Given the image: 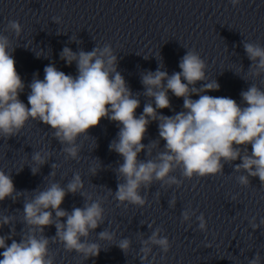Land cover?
Here are the masks:
<instances>
[{"label":"clouds","instance_id":"clouds-1","mask_svg":"<svg viewBox=\"0 0 264 264\" xmlns=\"http://www.w3.org/2000/svg\"><path fill=\"white\" fill-rule=\"evenodd\" d=\"M241 2L229 0L234 8ZM52 21L57 25L62 23L59 16L53 17ZM22 33L23 26L18 20H9L0 32V138L7 140L18 136L30 121L41 122L50 126L65 160L79 162L82 151L79 141L82 137H91L89 130L106 118L115 122L119 129L116 138L109 143V150L122 157L123 162H118L113 169L117 178L116 190L99 186L106 188V195L95 197L84 190V181L78 171L67 184L56 181L55 169L59 167L56 163L51 164L52 171L48 175L52 179L31 192L17 191L12 173L0 168V202L8 198L15 202L24 193L30 194L23 198V210H16L22 214L19 222L24 225L19 241L13 238L17 235L16 215L0 213V228L9 226L11 229L9 235H0V249H3L0 264H55L52 244L62 245L68 253L75 252L83 261L97 257L102 249H107L98 241L114 245L127 255L132 249L131 238L117 239V232L107 227L98 233L95 231L105 224L103 205L108 196H112L118 206L143 208L149 203L147 192L154 184L158 183L165 190L179 189L185 180L225 175L226 164L233 168L232 173L240 186L250 187L251 178L256 177L264 186V88L261 86L251 82L240 93L241 103L230 97L206 94L219 91L220 85L215 78L208 77L206 60L195 48H190L179 61L180 71L169 75L162 70L164 65L160 59L155 71L145 70L140 74L143 93H133L118 70V55L111 44H96L90 51L83 48L73 51L65 46L59 53L60 59L69 66L75 63L77 74H66L54 63L46 65L43 79L34 74L27 85L30 92L25 104L20 99L25 82L16 69L13 56L18 47L13 37L18 41ZM77 40L70 37V42L77 43ZM242 43L251 65L245 72L241 64V71L252 80L264 78V45L247 40ZM201 81L204 83L197 88V82ZM169 92L183 98V110L166 116L159 110L171 109ZM141 95L147 102L142 114L137 116ZM193 95L199 98L193 99ZM154 121L158 122V139L150 140L146 145L142 141L149 124ZM161 141L164 142L162 146ZM142 152L143 159L140 158ZM51 157V150L33 151L32 164H28L32 174H38ZM237 160L241 162L234 164ZM101 167L100 160L93 158L89 168L91 176H95ZM68 194L83 197V206L73 207L71 211L63 209L61 205ZM159 197L157 191L155 198L159 200ZM236 199V195L231 197L233 201ZM176 204L173 195L168 206L175 208ZM197 211L191 205L185 207L181 212V223L191 227L195 217L198 230L207 233L205 215H197ZM154 223L147 225L150 235L146 238L139 233L141 264H152L154 248L167 254L172 247L169 238L162 234L163 227H153ZM49 226H55L54 236L45 235ZM249 226L253 230L264 226V218L257 223L252 217ZM94 232L96 240L91 239ZM8 240H11L10 244L6 243ZM149 256H152L151 261ZM262 260L264 258L256 251L248 264H262Z\"/></svg>","mask_w":264,"mask_h":264}]
</instances>
